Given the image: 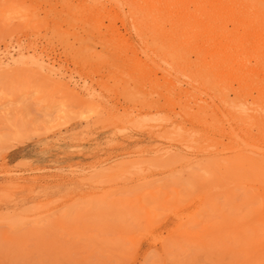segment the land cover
<instances>
[{
	"label": "rangeland",
	"instance_id": "obj_1",
	"mask_svg": "<svg viewBox=\"0 0 264 264\" xmlns=\"http://www.w3.org/2000/svg\"><path fill=\"white\" fill-rule=\"evenodd\" d=\"M57 2L0 0V59L19 50L49 58L97 100L37 70L0 68V264H264V163L215 131L206 141L205 128L180 110L186 98L170 106L156 94L125 100L123 82L136 78L149 92L140 72L163 85L167 65L138 45V54L117 59L122 45H99L100 58L87 61L60 41L82 30L43 13ZM13 7L40 15L11 18ZM117 26V44L136 43ZM132 110L174 121L193 135L191 147L170 127L127 123Z\"/></svg>",
	"mask_w": 264,
	"mask_h": 264
},
{
	"label": "bare ground",
	"instance_id": "obj_2",
	"mask_svg": "<svg viewBox=\"0 0 264 264\" xmlns=\"http://www.w3.org/2000/svg\"><path fill=\"white\" fill-rule=\"evenodd\" d=\"M57 4L60 10L56 6L43 13L65 16L70 27L82 30L83 35L67 33L60 41L65 48L80 49L87 61L100 58L96 54L99 45H122L113 53L115 59L138 54V45L149 59L167 65L163 85L151 79L147 70L140 72L139 77H146L143 80L151 85L149 92L143 91L146 83L136 78L122 81L126 85L121 91L125 100L138 102L139 98H133L137 93L156 94L170 106L176 99L186 98L180 110L205 128L206 141L214 142L209 133L215 131L236 143L237 149L243 143L245 146L239 149L242 156L264 163V0H58ZM108 6H113L114 12L107 11ZM8 12L18 19L34 20L40 15L15 7ZM105 16L109 19L107 26L101 21ZM117 21L128 33H134L136 43L126 39L116 43L115 38L120 37ZM16 55L0 59V68L14 65L37 70L56 79L72 94L92 104L97 100L86 81L62 73L55 61L25 57L22 50ZM183 83L189 87L183 88ZM129 114L127 123L131 125L157 132L170 127L187 148L194 141L193 135H182L186 133L183 127L160 118L158 112L135 114L132 110ZM11 180L17 185L22 178ZM247 226L256 231L251 224Z\"/></svg>",
	"mask_w": 264,
	"mask_h": 264
}]
</instances>
